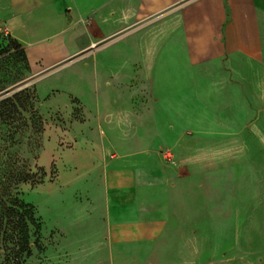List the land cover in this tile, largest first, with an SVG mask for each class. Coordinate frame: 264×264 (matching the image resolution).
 Here are the masks:
<instances>
[{
    "label": "rangeland",
    "instance_id": "rangeland-1",
    "mask_svg": "<svg viewBox=\"0 0 264 264\" xmlns=\"http://www.w3.org/2000/svg\"><path fill=\"white\" fill-rule=\"evenodd\" d=\"M4 6L0 0V20ZM96 21L101 35L87 36V43H93L87 51H77L76 45H67L54 54L35 50L30 65L28 60L24 64L23 56L0 29V89L20 79L11 91L0 92V102L18 90L26 91L25 111L0 117V181L13 183L16 170L30 176L28 182L11 191L12 197L32 207L36 221L28 228L29 254L22 255L21 264H264V240L253 233L250 216L237 221L239 235L228 221L224 232L232 233L214 236L211 224L203 223V209L199 207L197 254L191 256L180 247L187 246L188 241L176 223L174 190L177 185L184 186V175L181 172L169 179L168 174L182 166L181 153L176 146L172 148L179 137V145L190 137V151L197 153L195 123L191 118L181 122L175 111L171 117H162L158 109L162 104H182V97L190 116L196 111L199 94H171L158 105L146 93L140 94L147 90L150 64L140 65L131 58L130 33L114 34L126 26L124 18L104 16ZM45 42L52 44L55 39ZM235 92L236 98L244 95L243 90ZM230 93H213L216 99L208 101L222 105L221 119L234 118L235 124L230 125L239 130L248 119L238 105H232ZM151 107L157 111L155 119ZM88 148L95 163L112 159V167L120 171L154 168L164 174L165 179L155 184L162 189L163 199L148 203L146 217L137 227L110 232L98 206L93 237L87 220L89 198L81 191L85 182L72 178L63 191H57V177L76 175ZM192 160L197 162V155ZM263 160L262 155L255 158L256 163ZM246 161H250L247 154H239L240 166ZM226 168L220 178L225 179ZM213 182L217 183L215 177ZM199 186L200 179H195L194 190L199 192ZM214 193L216 196V189ZM51 195L56 199L53 203ZM75 220L78 223L71 227L69 223ZM228 239V249L222 250Z\"/></svg>",
    "mask_w": 264,
    "mask_h": 264
},
{
    "label": "crops",
    "instance_id": "crops-1",
    "mask_svg": "<svg viewBox=\"0 0 264 264\" xmlns=\"http://www.w3.org/2000/svg\"><path fill=\"white\" fill-rule=\"evenodd\" d=\"M1 1L5 6L0 29L24 49L29 65L35 50L54 54L67 45H76L77 51H87L93 44L87 43V36L101 35L97 19L123 17L126 26L114 34L130 33L131 58L140 65L150 64L146 81L143 79L147 90L140 94L146 93L157 105L160 99L165 103L171 94H199L196 111L190 116L181 96L182 104H162L158 109L162 117H171L175 111L181 122L191 118L195 123L197 153L190 151V137L180 145V137L174 142L171 138L172 148L176 146L182 155V166L171 169L169 179L181 172L184 175V186L177 185L174 190L176 223L188 241L187 246L180 247L191 256L197 254L199 207L203 209V223L211 224L214 236L232 233L224 232L228 221L239 235L237 221L250 216L253 233L264 240V160L255 162L256 157L264 158V0ZM65 35L67 40L62 39ZM49 39L55 42L46 43ZM236 90H243L244 95L236 98ZM222 91L231 92L232 105H238L247 116L246 125L239 130L230 125L235 124L234 118L221 119L222 105L208 101L216 99L213 93ZM151 108L155 119L157 111ZM87 154L76 175L57 177V191H63L72 178L85 182L81 191L89 198L87 220L93 237L99 208L110 232L137 227L146 217L148 203L163 199L162 189L155 184L165 179L164 174L154 168L120 171L112 167L114 160L95 163L89 148ZM239 154H247L250 161L240 166ZM196 155L197 162L192 160ZM225 167L223 179L219 175ZM195 179H200L199 192L194 190ZM49 199L56 201L52 195ZM74 222L69 225L78 223ZM228 246L229 239L221 249Z\"/></svg>",
    "mask_w": 264,
    "mask_h": 264
},
{
    "label": "trees",
    "instance_id": "trees-1",
    "mask_svg": "<svg viewBox=\"0 0 264 264\" xmlns=\"http://www.w3.org/2000/svg\"><path fill=\"white\" fill-rule=\"evenodd\" d=\"M14 49H18V53L23 56L24 64L27 65L24 49L16 40H12ZM20 79H13L10 84L0 89V92L6 90L11 91L12 86ZM25 90H18L9 98L0 102V117L11 116L25 111L24 95ZM32 111V108L31 110ZM30 180L28 173L16 170L13 183L0 181V264H21L22 255L29 254V226L35 225L32 207L18 201L12 197L11 191L15 190L19 184L26 183Z\"/></svg>",
    "mask_w": 264,
    "mask_h": 264
},
{
    "label": "built area",
    "instance_id": "built-area-1",
    "mask_svg": "<svg viewBox=\"0 0 264 264\" xmlns=\"http://www.w3.org/2000/svg\"><path fill=\"white\" fill-rule=\"evenodd\" d=\"M4 32V31H3ZM4 35H6V33L4 32ZM170 155H168L167 157L169 158Z\"/></svg>",
    "mask_w": 264,
    "mask_h": 264
}]
</instances>
